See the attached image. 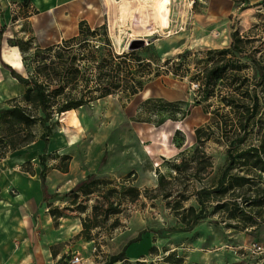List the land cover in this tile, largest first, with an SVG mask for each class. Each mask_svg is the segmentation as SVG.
<instances>
[{"label":"rangeland","instance_id":"374dc122","mask_svg":"<svg viewBox=\"0 0 264 264\" xmlns=\"http://www.w3.org/2000/svg\"><path fill=\"white\" fill-rule=\"evenodd\" d=\"M66 1L62 2L60 9L61 23L57 24L59 31H55V34L47 32L45 40L42 41L30 23L24 21L15 27L11 26L14 38L12 42L31 40L32 44L26 46L27 50L37 46L45 47L74 37L78 24L86 21L94 29L107 25L112 45L118 55L140 44H143L140 48H144L140 51L142 57L150 61L159 58L160 65L185 51L192 54L188 58L189 73L184 78L165 75V67H162L160 70L164 73L163 76L145 84L144 91H148L146 96H143V91L129 102L120 96L108 97L92 106L68 112L51 122L55 133L50 138L62 140L63 147L60 152L62 156L70 158L65 164H70L71 179L84 182L91 176L102 182L95 193L75 200L71 191L78 184L74 189L56 195L60 196L63 207L61 203L52 206L65 209L66 215L76 213L82 224L86 220V225L97 226L91 234L97 248L92 257L100 258L96 259L95 264L107 263L111 254L116 253L114 245L119 238H123L122 249L129 241L145 234L150 236L148 242L151 248H159L160 253L158 258L140 261L146 264H247V260L256 262L257 257L238 258L231 253L230 248L243 247L244 242L250 239L264 244L263 238H260L264 234V223L257 229L241 232L228 228L226 224H230L229 221L224 222L225 216L218 213L201 221L192 231L186 232V225L180 222L178 216L190 207L199 208L195 192L200 188L216 186L227 164V146L223 141L214 136L203 146L202 151L212 167L209 168V175L202 181L190 176L197 170L199 162L191 163L193 170L180 173L175 172L173 166L181 162L179 154L182 151L187 152L186 160L192 157L196 147L194 130L202 127L211 118V115L204 113L203 106H194V101L200 98L198 90L193 89V85L199 84L195 77L199 57L196 53L229 48L231 33L236 29L243 36L264 39V6L254 9L251 7L262 0H212V4L211 0H194V4L192 0H168L169 22L166 28L160 26L157 18L154 19L151 15L156 0H71L80 4L76 7H65L70 0ZM228 4L233 11L230 16L223 13ZM88 5L95 10H89L86 16H80ZM34 11L31 2L26 6L12 7V13H15L13 16L18 19H24V12ZM41 13L44 15L43 11ZM56 21L59 22L58 19ZM18 74L26 77L24 67ZM21 97L11 99L20 100ZM148 98L155 100L154 103L145 105L140 116L137 115L139 107ZM11 99L0 101V114L15 104L9 102ZM159 100L168 103L181 102V112L189 111L190 115L180 123L166 121L162 124L167 120L166 117L172 115L156 112L163 109L161 103L157 102ZM207 105H210L212 112L219 105V98H212L205 106ZM176 117L180 118L179 115ZM177 130L182 131L185 137L181 150L175 147L181 142V136L173 140ZM5 131L0 129V155L5 152L4 144H1V141H7ZM33 131L37 138L45 132L41 126H36ZM20 138L23 139L24 135ZM11 153L13 152H8L5 157ZM201 154L198 153L196 157L199 158ZM157 171L167 180L164 190L159 187ZM127 187L140 190V197L132 200L125 196L123 188ZM110 190L113 191L111 202L117 213L105 218L103 210H106L107 205H103V198ZM168 190L174 195L165 199L163 196ZM179 193L183 195V199L176 197ZM214 206L215 203H210V212ZM82 207L87 208L86 213H81ZM140 243L141 241H137L130 246H138L137 249L141 250L143 247L138 245ZM170 255L172 257L168 259Z\"/></svg>","mask_w":264,"mask_h":264},{"label":"trees","instance_id":"16d2710c","mask_svg":"<svg viewBox=\"0 0 264 264\" xmlns=\"http://www.w3.org/2000/svg\"><path fill=\"white\" fill-rule=\"evenodd\" d=\"M28 3V0H25L23 6ZM263 6L264 0L251 7L254 9ZM24 17H28V14ZM16 19L18 18L13 17V21ZM12 41L10 45L21 50L22 63L27 74L23 77L7 67L25 91L20 100H9L15 104L0 114V129L6 130L7 134V141H1L5 152L0 155V161L6 158L8 152L19 151L35 142L37 137L33 129L36 126L45 130L40 139L48 145L49 138L55 133L51 122L68 112L92 106L95 102L112 96H120L129 102L144 91L147 82L160 78L164 73L184 78L186 73H189L188 58L192 54L185 51L173 59L164 61V65L159 64V58L150 61L142 57L140 51L144 48L118 55L112 45L107 25L94 29L86 21L79 23L74 37L45 48L37 46L27 50L26 46L32 44L31 40L22 43ZM196 55L199 57L195 77L199 81L200 98L194 101V106H203L204 113L211 115V118L202 127L194 130L196 147L192 157L186 160L187 152H180L181 162L173 168L179 173L193 170L191 163L197 161V170L190 176L202 181L209 175V168L212 167L202 149L214 136L227 146L228 154L227 164L216 186L202 187L195 192L199 208L190 207L179 214L180 222L186 225L184 231L190 232L201 221L219 213L225 216L224 222L229 221L230 224H226L228 228L241 232L257 229L264 223V39L243 36L236 29L231 33L229 48L206 50L197 52ZM153 65H156V68H153ZM162 67H165L164 73L160 70ZM214 97L219 98V105L210 112V105H205ZM154 101L148 98L139 107L137 115L140 116L143 107ZM157 102L161 103L163 108L157 110V113L172 115L166 117L167 120L162 124L166 121L180 123L190 115L189 111L181 112V102ZM177 115L180 118H177ZM22 135L23 139L20 138ZM179 136L181 142L175 147L181 150L185 144L183 132L175 131L173 140ZM198 153H202L199 158L196 157ZM46 159L45 155L39 157L43 186L46 182ZM56 159L60 161L57 169L68 173L70 164L65 162L70 158L56 155ZM31 164L25 163L23 169L32 175L33 172L29 170ZM157 174L159 187L164 190L168 184L167 180L160 172L157 171ZM101 183L90 176L72 190L71 194L75 200L80 196L89 197ZM123 193L132 200L138 199L141 194L140 190L134 187L123 188ZM112 194L113 191L110 190L103 198V205H107L106 210H103L105 218L117 213L111 202ZM173 195V192L168 190L163 198L169 199ZM176 197L183 199L181 193ZM49 199L45 194V201ZM210 203H215L212 212L209 211ZM177 204L181 206V203ZM48 209L55 220L65 213V209L60 210L52 204H48ZM86 212L87 208L82 207L81 213ZM85 223L86 220L82 224L84 230L81 237L91 242V234L97 226ZM141 238L142 236H139L134 241H129L120 254L110 257L105 264L124 263L127 247ZM150 253L156 254V248H151ZM168 257L171 259L172 255Z\"/></svg>","mask_w":264,"mask_h":264},{"label":"crops","instance_id":"0c3cea01","mask_svg":"<svg viewBox=\"0 0 264 264\" xmlns=\"http://www.w3.org/2000/svg\"><path fill=\"white\" fill-rule=\"evenodd\" d=\"M24 1L0 0V101L22 96L25 91L7 68L10 67L19 73L24 67L21 50L10 45L14 39L11 26L15 27L28 21L39 38L44 41L47 32L55 34V31H59L57 24L61 23L59 21L61 19L60 9L63 6L62 2H67L66 0H28V4L31 2L37 13L24 12L22 16L24 19L19 17L13 21L15 13H12V7H22ZM210 4H212V0ZM68 5L76 7L80 4L70 0L65 7ZM92 9L95 10L93 6L88 5L80 16H86ZM40 10L44 12V15ZM223 13L227 16L233 13L229 4ZM26 14L28 17H24ZM56 18L59 22L56 21ZM10 61L18 62L21 67L15 68ZM62 147L63 143L59 138H49L48 145L37 138L32 144L11 153L0 161V264H61L66 257L76 253L82 254L89 264H95L96 259H100L92 257L90 242L81 237V232L84 229L81 219L77 218L76 213L64 214L56 220L49 214L48 204L57 206L61 203V207L64 206L62 200L59 199L60 196L56 197V195L74 189L83 181L71 179V167H69L68 173H62L57 169L60 161L56 159V155L62 156L60 152ZM42 155L47 158L45 186L42 185L40 179L42 168L39 157ZM27 162L32 163L29 167V170L33 172L32 175L23 169V165ZM45 194L50 197L48 201H45ZM149 237V234L142 236L141 243L138 244L142 245L141 250L137 249L138 246L129 245L127 247L125 262L136 263L153 257L158 258L159 248L155 255L150 253ZM260 238H263L264 241V234ZM122 243L123 238H119L114 245L116 253L111 254L110 257L123 251L127 244L123 245L121 249ZM252 243L259 242L250 239L242 246ZM245 263L264 264V256L261 255V258L257 256L256 262L247 260Z\"/></svg>","mask_w":264,"mask_h":264},{"label":"built area","instance_id":"2783aa9c","mask_svg":"<svg viewBox=\"0 0 264 264\" xmlns=\"http://www.w3.org/2000/svg\"><path fill=\"white\" fill-rule=\"evenodd\" d=\"M199 1V0H198ZM192 4H194V0H192ZM193 89L198 90L199 84L193 85ZM92 246V254H95L97 252V248L95 246V241L90 242ZM235 256L238 258H243V257H261L264 256V245L261 243H252L248 246H243L239 248H230ZM61 264H89L85 261L83 258L82 254L76 253V254H71L70 256L66 257Z\"/></svg>","mask_w":264,"mask_h":264},{"label":"bare ground","instance_id":"6f19581e","mask_svg":"<svg viewBox=\"0 0 264 264\" xmlns=\"http://www.w3.org/2000/svg\"><path fill=\"white\" fill-rule=\"evenodd\" d=\"M151 15L153 18L154 17L157 18L160 26H162L163 28H166L169 22V1L168 0H156L155 4L153 5L151 9ZM10 62L15 68L21 67L18 62H15V61H10ZM142 94L143 96H146L148 94V91H144Z\"/></svg>","mask_w":264,"mask_h":264},{"label":"water","instance_id":"95a60500","mask_svg":"<svg viewBox=\"0 0 264 264\" xmlns=\"http://www.w3.org/2000/svg\"><path fill=\"white\" fill-rule=\"evenodd\" d=\"M142 45H143V44H140L139 46L134 47V48H131V49H132V50H134V49H138V48L142 47Z\"/></svg>","mask_w":264,"mask_h":264}]
</instances>
